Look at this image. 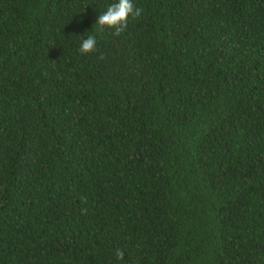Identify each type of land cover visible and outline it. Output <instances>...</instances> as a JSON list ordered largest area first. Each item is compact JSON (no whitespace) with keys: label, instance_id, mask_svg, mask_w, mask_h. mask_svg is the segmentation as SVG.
Instances as JSON below:
<instances>
[{"label":"trees","instance_id":"1","mask_svg":"<svg viewBox=\"0 0 264 264\" xmlns=\"http://www.w3.org/2000/svg\"><path fill=\"white\" fill-rule=\"evenodd\" d=\"M114 2L0 0V264H264V0Z\"/></svg>","mask_w":264,"mask_h":264},{"label":"clouds","instance_id":"2","mask_svg":"<svg viewBox=\"0 0 264 264\" xmlns=\"http://www.w3.org/2000/svg\"><path fill=\"white\" fill-rule=\"evenodd\" d=\"M142 11L140 7L135 5L134 0H116V2L107 7L106 11L98 16L95 24L115 28L116 34H119V32L127 27L129 18L139 17ZM96 47V36L94 34H88L86 38L81 40L79 50L82 54H87L93 52ZM117 256L122 257L123 253L118 250Z\"/></svg>","mask_w":264,"mask_h":264}]
</instances>
